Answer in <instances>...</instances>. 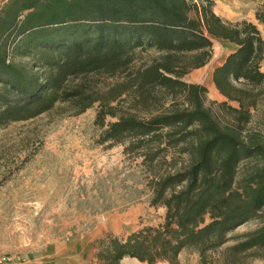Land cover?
I'll return each instance as SVG.
<instances>
[{
	"label": "trees",
	"instance_id": "obj_1",
	"mask_svg": "<svg viewBox=\"0 0 264 264\" xmlns=\"http://www.w3.org/2000/svg\"><path fill=\"white\" fill-rule=\"evenodd\" d=\"M215 6L216 0H9L0 8V125L31 120L59 102L76 100L84 111L96 100L86 105L84 90L69 89L72 79L124 72L137 49L163 55L139 71L136 81L139 90L172 98L171 106L148 119L118 116L103 142L127 145L125 152L142 156L145 164L170 166L150 182L151 205L166 208L165 222L123 240L102 239L100 264L125 258L180 264L185 248L204 256L264 207V164L237 184L242 161L264 159L259 137L242 136L264 86V40L255 24L222 19ZM256 17L264 25V3ZM213 39L238 47L213 74L227 99L221 106L236 123L216 119L205 106L207 89L183 80L210 61ZM16 57L31 59L32 66L15 63ZM104 115H98L101 126ZM170 150L187 155V163L168 162ZM242 239L234 251L264 248V226Z\"/></svg>",
	"mask_w": 264,
	"mask_h": 264
},
{
	"label": "rangeland",
	"instance_id": "obj_2",
	"mask_svg": "<svg viewBox=\"0 0 264 264\" xmlns=\"http://www.w3.org/2000/svg\"><path fill=\"white\" fill-rule=\"evenodd\" d=\"M8 1L0 0V8ZM259 7L216 0L215 8L237 22L242 21L241 14ZM213 43L206 66L192 70L183 80L191 84L203 80L206 108L219 121L236 123L221 106L224 98L213 82L214 71L227 51L219 39ZM162 56L155 49H137L134 62L124 72L72 79L69 89L84 90L86 105L96 100L84 111L85 105L76 100L59 102L31 120L0 125V264H100L97 254L102 239L123 240L144 228L164 224L167 210L151 205L150 182L170 166L160 161L145 164L142 156L125 152L127 145L103 142L108 125L118 116L133 114L148 119L171 106L172 98L158 90H139L136 81L139 71ZM14 61L32 66L31 59L16 57ZM260 91L257 106L251 108L249 121L242 126V136L257 135L264 145V86ZM178 102L184 106L183 99ZM229 105L239 107L237 103ZM100 112L105 114L103 126L98 122ZM177 158L178 163H187V155L180 157L170 150L167 161ZM263 164L260 157L242 161L237 184ZM263 226L264 207L256 219L231 231L221 247L204 256L198 248H185L179 263L264 264V248L244 253L233 250L244 235ZM120 264L147 263L125 258Z\"/></svg>",
	"mask_w": 264,
	"mask_h": 264
},
{
	"label": "crops",
	"instance_id": "obj_3",
	"mask_svg": "<svg viewBox=\"0 0 264 264\" xmlns=\"http://www.w3.org/2000/svg\"><path fill=\"white\" fill-rule=\"evenodd\" d=\"M230 1V5H232L233 6V4L234 3H236V2H244L245 4H247V5H250V6H252V7H259L258 5H262L263 3H264V0H229ZM216 7V6H215ZM215 10V13L219 16V17H221L222 19H225V20H228V21H231V19H230V16L225 12V11H220V13L219 12H217L216 11V8L214 9ZM256 12H257V10L255 9H252V10H250L247 14H241L240 16H241V18H240V20H247L248 22H251V23H253V24H255L257 27H258V29L260 30V32H261V35H262V37H263V40H264V25L263 24H261L258 20H257V17H256ZM232 22V21H231ZM220 40V39H219ZM222 43H223V46H224V49H226V51H227V54L225 55V57H224V59H223V62H222V64H220V66H222L223 65V63L225 62V60H226V58L231 54V53H233V52H235L237 49H238V47L235 45V44H233V43H231V42H229V41H226V40H220ZM206 66V65H205ZM204 66V67H205ZM220 66H218V67H220ZM218 67H216V68H218ZM203 68V67H202ZM202 68H200V69H202ZM262 72L264 73V64L262 65ZM194 84H198V85H202V86H204V81L203 80H201V81H196ZM222 96V95H221ZM223 97V96H222ZM224 98V97H223ZM227 101V99L226 98H224V100L222 101V102H226ZM229 103H231V104H233V103H235V102H229Z\"/></svg>",
	"mask_w": 264,
	"mask_h": 264
}]
</instances>
